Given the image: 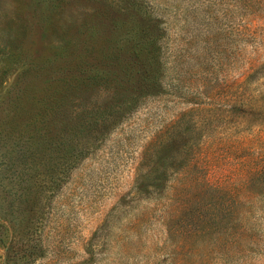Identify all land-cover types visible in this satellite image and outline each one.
<instances>
[{
	"label": "rangeland",
	"instance_id": "1",
	"mask_svg": "<svg viewBox=\"0 0 264 264\" xmlns=\"http://www.w3.org/2000/svg\"><path fill=\"white\" fill-rule=\"evenodd\" d=\"M263 75L264 0H0V264H264Z\"/></svg>",
	"mask_w": 264,
	"mask_h": 264
},
{
	"label": "trees",
	"instance_id": "2",
	"mask_svg": "<svg viewBox=\"0 0 264 264\" xmlns=\"http://www.w3.org/2000/svg\"><path fill=\"white\" fill-rule=\"evenodd\" d=\"M134 58L137 59V56H134ZM262 77H264V75L259 76L257 81L261 82ZM262 83H264V82H262ZM261 85H264V84H261ZM257 103H258L257 106L261 108L260 110H263V108H264L263 107L264 106V92H261V91L259 92V97L257 98ZM203 136H205V138H203ZM208 138L209 137H207V134L206 135L201 134V135L197 136L191 144H209ZM181 154L182 153L178 154V156L181 157ZM196 155H198V151L195 150L194 158L197 157ZM195 160H196V158H195ZM196 162H197V160H196ZM263 174H264V167L263 166H260L257 169H255L253 173H250L249 180L245 183V187H251L252 185L261 187L264 184ZM211 187L212 188L213 187L219 188L220 186L219 185L218 186L217 185L216 186L211 185Z\"/></svg>",
	"mask_w": 264,
	"mask_h": 264
}]
</instances>
